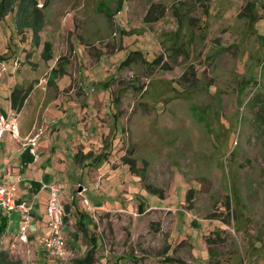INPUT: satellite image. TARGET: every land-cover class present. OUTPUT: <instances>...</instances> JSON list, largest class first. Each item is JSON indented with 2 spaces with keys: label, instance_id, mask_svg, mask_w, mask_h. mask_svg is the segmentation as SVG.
<instances>
[{
  "label": "rangeland",
  "instance_id": "1",
  "mask_svg": "<svg viewBox=\"0 0 264 264\" xmlns=\"http://www.w3.org/2000/svg\"><path fill=\"white\" fill-rule=\"evenodd\" d=\"M0 68L70 96L87 83L96 126L122 115L114 156L136 188L83 206L84 224L72 210L63 258L18 232L0 264H80L94 246L88 264H264V0H0Z\"/></svg>",
  "mask_w": 264,
  "mask_h": 264
},
{
  "label": "crops",
  "instance_id": "2",
  "mask_svg": "<svg viewBox=\"0 0 264 264\" xmlns=\"http://www.w3.org/2000/svg\"><path fill=\"white\" fill-rule=\"evenodd\" d=\"M57 79L55 83H0V111L16 120L21 139L43 131L37 156L8 133L0 138V179L15 183L19 197L32 206L36 216L32 239L48 232L49 191L46 186L49 184H57L68 217L72 210L76 211L75 221L80 224H84L87 217L83 206L109 211L118 202L113 200L129 198L136 189L132 163H121L114 156L123 141L120 133L125 131L124 126L122 130L119 128L122 115L100 112L101 124L96 126L95 116L87 112L88 84L79 83V95L71 91L70 96L66 89L72 85L74 88L77 83H58ZM16 85L30 89L20 110L13 108L11 100ZM3 216L8 218L3 236L17 234L18 214ZM72 222L69 217L66 240Z\"/></svg>",
  "mask_w": 264,
  "mask_h": 264
},
{
  "label": "built area",
  "instance_id": "3",
  "mask_svg": "<svg viewBox=\"0 0 264 264\" xmlns=\"http://www.w3.org/2000/svg\"><path fill=\"white\" fill-rule=\"evenodd\" d=\"M3 72L4 68H0V75ZM6 133L21 142L22 146L28 148L34 156L38 155L43 135L42 130H38L22 140L20 127L16 120L12 115L0 111V138ZM46 187L49 191L46 205L48 232L38 235L33 241H39L51 257L59 259L63 258L66 253L65 227L68 214L62 203L61 192L57 184H49ZM11 213H16L19 216L20 240L24 243L31 242L32 229L36 223L33 208L28 201L19 197L18 187L15 183H6L0 179V220L3 215Z\"/></svg>",
  "mask_w": 264,
  "mask_h": 264
},
{
  "label": "trees",
  "instance_id": "4",
  "mask_svg": "<svg viewBox=\"0 0 264 264\" xmlns=\"http://www.w3.org/2000/svg\"><path fill=\"white\" fill-rule=\"evenodd\" d=\"M19 1H21V0H19ZM19 4H20V2H19ZM50 49H51V45H50V43L47 42L45 44V48H44V54L46 55L47 58H51ZM174 49H177V47H174ZM29 92H30L29 88H25V87L20 86V85H16L13 88V91L11 93V100H12L13 108L15 110H20L23 107L25 100L27 99V97L29 95ZM133 166H134V163L131 164V168H134ZM141 178L144 181H146V175L145 174H141ZM145 186L148 189L150 188L149 183H146ZM140 210H142V208H140ZM7 227H8V218L5 216H2L1 220H0V238L6 233ZM96 249H97V247L94 246L92 251H90L86 255V257L80 262V264L90 263L93 259V253L96 251ZM43 250L45 251V249H43ZM124 258H125V256H124ZM162 260H167V257L162 259Z\"/></svg>",
  "mask_w": 264,
  "mask_h": 264
}]
</instances>
